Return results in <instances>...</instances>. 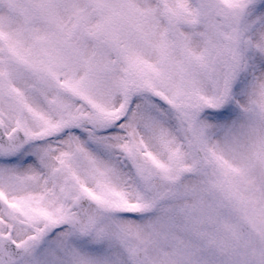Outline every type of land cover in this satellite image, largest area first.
Wrapping results in <instances>:
<instances>
[{
    "label": "snow or ice",
    "instance_id": "1",
    "mask_svg": "<svg viewBox=\"0 0 264 264\" xmlns=\"http://www.w3.org/2000/svg\"><path fill=\"white\" fill-rule=\"evenodd\" d=\"M0 264H264V0H0Z\"/></svg>",
    "mask_w": 264,
    "mask_h": 264
}]
</instances>
